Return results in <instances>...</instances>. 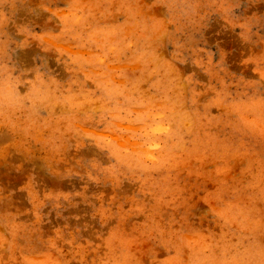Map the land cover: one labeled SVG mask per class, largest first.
Returning <instances> with one entry per match:
<instances>
[{"label":"rangeland","instance_id":"1","mask_svg":"<svg viewBox=\"0 0 264 264\" xmlns=\"http://www.w3.org/2000/svg\"><path fill=\"white\" fill-rule=\"evenodd\" d=\"M0 264H264V0H0Z\"/></svg>","mask_w":264,"mask_h":264}]
</instances>
